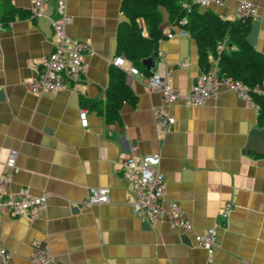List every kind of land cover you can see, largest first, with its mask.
Here are the masks:
<instances>
[{"label":"crops","instance_id":"0c3cea01","mask_svg":"<svg viewBox=\"0 0 264 264\" xmlns=\"http://www.w3.org/2000/svg\"><path fill=\"white\" fill-rule=\"evenodd\" d=\"M8 1L24 17L0 20V176L9 173V194L44 195L46 204L35 218L0 212V250L6 252L0 264H32L36 248L47 250L57 264H264V141L250 142L251 132L264 128L258 124V107L225 88L202 106L165 105L158 91L147 88L142 77L166 73L172 88L184 94L204 72L189 36L186 58L180 60L182 37L168 11L157 8L159 27L172 32L154 51L162 58L150 55L137 67L141 76H128L134 65L116 55L118 30L127 24L119 21L121 0H61L70 18L67 37L89 48L85 70L78 85L35 96L24 83L37 77L46 61L51 34L40 19L29 16L31 0ZM57 1L46 0V19L54 17ZM240 2L200 8L234 21ZM254 5L252 21L259 27L253 47L264 58V0ZM5 10L0 0V18ZM137 24L147 37L144 20ZM221 44L227 52L237 50L226 40ZM117 56L126 61L117 68L125 74L118 89L124 100L119 120L108 121L101 111L114 78L111 60ZM160 107L174 119L164 132L153 117ZM81 110L86 127L80 124ZM129 144L140 155H160L164 205L177 203L195 233L216 229L212 254L193 234L132 215L128 202L135 197V172L126 169ZM11 150L17 157L9 172L5 160ZM99 187L109 189L108 204L77 205ZM225 204L230 211L224 222Z\"/></svg>","mask_w":264,"mask_h":264},{"label":"built area","instance_id":"2783aa9c","mask_svg":"<svg viewBox=\"0 0 264 264\" xmlns=\"http://www.w3.org/2000/svg\"><path fill=\"white\" fill-rule=\"evenodd\" d=\"M225 0H196L195 4L206 7L210 4L221 5ZM256 0H241L239 4V18L254 19L257 10L254 5ZM46 0H31L32 6L30 17L32 19H43ZM50 19L51 30V51L41 66L37 77L25 82L28 92L35 96L44 93H52L69 86H76L84 73V54L89 52L85 42L70 40L65 33V26L70 22V18L65 13L63 1L56 2L54 7V17ZM186 19L179 21L180 26L186 25ZM1 27V26H0ZM167 37L172 34L166 32ZM180 37H187L188 34L179 29ZM222 44L218 51H222ZM156 55L162 58V53ZM218 57L211 61V66L207 71L202 72L193 82L189 91L181 93L170 85L168 74L153 73L144 76L143 81L149 90L158 91L161 94L165 105H172L182 102L190 106H202L208 99L218 95L220 88L235 94L246 103H251L250 89L240 81L218 74ZM125 58L117 56L111 60V65L117 68H124ZM181 66H186L182 63ZM126 75L141 76L135 67H129ZM156 126L164 132L174 119L168 114L164 107L153 111ZM80 124L86 127L88 124L85 110L79 112ZM129 156L126 161V169L135 172V197L128 202L133 216L141 219L147 224L155 225L158 222H165L171 229H177L185 234H193L195 242L204 249L207 254H212L217 246L216 229L208 228L201 233H195L192 225L184 218L179 206L175 202L163 204L165 188L164 176L159 171V154H138L137 146L129 144ZM17 152L11 150L5 160V166L9 172L15 168ZM9 173L0 176V212H7L13 218L27 217L35 218L42 211L46 204V196H24L16 197L8 193ZM110 202L109 189L104 187L92 188L86 199L77 205L82 207L103 205ZM230 211V204H225L221 217L224 222L227 220ZM0 259L6 260V252L0 250ZM32 264H57L49 252L45 249L36 248L32 255Z\"/></svg>","mask_w":264,"mask_h":264},{"label":"trees","instance_id":"16d2710c","mask_svg":"<svg viewBox=\"0 0 264 264\" xmlns=\"http://www.w3.org/2000/svg\"><path fill=\"white\" fill-rule=\"evenodd\" d=\"M4 3L6 10L0 18L2 22H11L15 15L24 17V13L14 9L8 0H4ZM184 5H187L188 10ZM158 7L165 8L173 26L184 30L194 40L199 65L204 72L211 66L209 56L218 57V74L238 80L250 89L251 101L259 110L258 124L264 127V58L246 41L253 22L251 18L224 20L210 10H201L191 0H121V11L129 23L118 30L116 55H124L135 68L143 66L144 60L155 51L158 43L167 38L159 27ZM141 19L146 24L147 37L142 36L137 24ZM182 19L187 21L184 26L179 25ZM223 40L235 45L237 50L219 52ZM112 67L114 78L106 90V102L101 112L106 120L118 121L119 109L124 100L118 89L124 87L125 74L117 67Z\"/></svg>","mask_w":264,"mask_h":264},{"label":"water","instance_id":"95a60500","mask_svg":"<svg viewBox=\"0 0 264 264\" xmlns=\"http://www.w3.org/2000/svg\"><path fill=\"white\" fill-rule=\"evenodd\" d=\"M119 21L120 22H125L127 24L129 23V20L124 15H121L119 17ZM38 23H39L40 26L43 25V27H45V29H47L49 31V33L51 34V30H50V19L43 18V19L38 20ZM258 27H259V23L257 21H254L252 23L250 32H249V34L246 37V41L251 46H253L255 44L256 37H257V33H258ZM187 44H188L187 38L186 37H182L181 40H180V60L186 58ZM115 45H116V42H115L114 46ZM114 54H115V47L112 49L111 58L114 56ZM152 54H153V56L154 55L156 56V52L153 51L151 53V55ZM144 61H146V60H144ZM258 139H262L264 141V128L263 129H260V130L259 129H254L251 132V140H250V142H255Z\"/></svg>","mask_w":264,"mask_h":264}]
</instances>
